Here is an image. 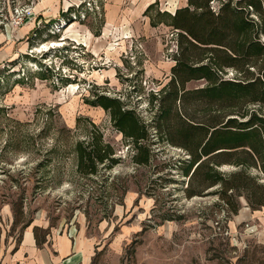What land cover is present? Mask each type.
I'll list each match as a JSON object with an SVG mask.
<instances>
[{
	"label": "rangeland",
	"instance_id": "1",
	"mask_svg": "<svg viewBox=\"0 0 264 264\" xmlns=\"http://www.w3.org/2000/svg\"><path fill=\"white\" fill-rule=\"evenodd\" d=\"M187 1L0 0V240L18 241L37 218L108 241L135 222L120 264H264V243L243 235L245 223L231 225L217 187L186 197L190 156L177 145L176 119L156 118L149 104L170 79L171 18ZM101 96L118 99L148 126L147 165L132 162L135 149L98 105ZM202 110L188 112L199 121ZM93 126L119 163L84 178L75 170V144ZM248 171L264 183L258 170ZM245 194L234 201L247 203Z\"/></svg>",
	"mask_w": 264,
	"mask_h": 264
},
{
	"label": "trees",
	"instance_id": "2",
	"mask_svg": "<svg viewBox=\"0 0 264 264\" xmlns=\"http://www.w3.org/2000/svg\"><path fill=\"white\" fill-rule=\"evenodd\" d=\"M212 1L188 0L172 15L174 65L168 83L151 95L149 104L156 108V118L176 119L177 145L190 156L183 170L186 197L217 187L214 193L236 214L241 206L234 198L242 192L251 210L264 206V183L248 171L264 176V0H226L217 9ZM192 80L203 85L186 89ZM167 99L171 104L165 109L161 102ZM97 103L132 143V162L147 165L150 149L143 142L150 137L148 126L118 99L101 96ZM194 108L203 109L199 121L188 112ZM75 154L76 173L84 178L119 163L95 126L88 140L75 144ZM223 165L238 169L225 173Z\"/></svg>",
	"mask_w": 264,
	"mask_h": 264
},
{
	"label": "crops",
	"instance_id": "3",
	"mask_svg": "<svg viewBox=\"0 0 264 264\" xmlns=\"http://www.w3.org/2000/svg\"><path fill=\"white\" fill-rule=\"evenodd\" d=\"M231 215L233 227L245 223L243 235L264 243V206L251 210L243 202ZM138 228L135 222L123 224L108 241L105 235H86L74 224L52 227L46 219H31L22 226L18 241L0 240V264H120L123 239Z\"/></svg>",
	"mask_w": 264,
	"mask_h": 264
},
{
	"label": "bare ground",
	"instance_id": "4",
	"mask_svg": "<svg viewBox=\"0 0 264 264\" xmlns=\"http://www.w3.org/2000/svg\"><path fill=\"white\" fill-rule=\"evenodd\" d=\"M55 44H57V43H55ZM60 44V43H59ZM59 44H57V45H59ZM55 46V45H54Z\"/></svg>",
	"mask_w": 264,
	"mask_h": 264
}]
</instances>
